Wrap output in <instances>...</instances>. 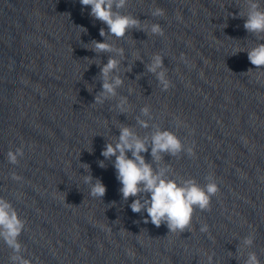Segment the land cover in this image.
I'll return each instance as SVG.
<instances>
[{
    "label": "clouds",
    "instance_id": "1",
    "mask_svg": "<svg viewBox=\"0 0 264 264\" xmlns=\"http://www.w3.org/2000/svg\"><path fill=\"white\" fill-rule=\"evenodd\" d=\"M247 4L246 13H232V18H243L244 29L258 40L264 41V7L260 0H245ZM84 7H90L89 15L107 26L99 30V35L104 37L103 42L92 40L89 49L97 54L115 52L123 56L124 50L116 48L108 42V38L122 39L135 29L146 34L163 36L164 31L159 23L148 24L130 13L125 14L124 9L129 0H79ZM152 17H163L164 9L154 7L150 10ZM227 26V25H226ZM225 26V27H226ZM86 33L87 29L80 27ZM246 52L247 58L255 69H264V43H258L247 50L234 51L233 55ZM120 61L113 56H109L107 63L100 68L99 78L101 80V91L95 95L93 103L104 104L106 101L117 97V89L123 85V80L119 75H113L119 70ZM128 70H131L129 66ZM146 70L152 73L163 91L171 87V82L167 78V70L164 66V58L159 54L151 57V62L146 65ZM249 69L247 72H250ZM115 108L120 113H126L129 109L127 99L121 97ZM144 116H150V108L144 106L141 109ZM141 127H149L147 121L138 120ZM151 152L153 163H158L162 159V154L177 156L180 153L194 155L192 147H186L182 140L171 130L163 129L155 131L150 137H141L130 126H119V135L113 137L112 141H107L101 155L104 160L98 165L105 168L104 161H112L116 170V179L122 185L119 192L124 201L133 198L129 207L133 213H147L143 223L151 222L159 228L166 225L169 233H183L190 231L195 209L201 211L210 210L211 198L215 196L219 187L213 177H206L207 183L201 186L194 178L186 179L182 183L167 175L168 169L163 167L154 168L153 163L146 161L144 153ZM129 153L131 156H129ZM24 156L23 147L7 152V160L10 164L16 165L20 158ZM115 158L114 161L112 158ZM81 167L87 175L83 176L84 183L89 186V195L93 198H102L106 194V186L99 178L91 175L90 166L81 163ZM13 180L22 178L15 173ZM25 229V221L19 216L11 201L0 197V240H2L12 254L10 264H32L30 259L25 258L22 252L25 250L19 240ZM203 233L209 232L207 224L200 228ZM254 235L249 234L243 238V246L251 247L254 244ZM211 264L212 257H208ZM245 264H260V260L255 252H249Z\"/></svg>",
    "mask_w": 264,
    "mask_h": 264
}]
</instances>
